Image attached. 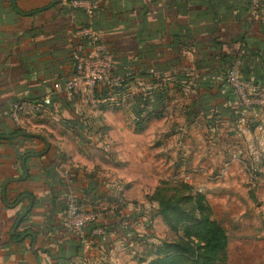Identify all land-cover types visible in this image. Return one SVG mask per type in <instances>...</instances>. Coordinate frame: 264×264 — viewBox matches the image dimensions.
Listing matches in <instances>:
<instances>
[{"label":"crops","instance_id":"0c3cea01","mask_svg":"<svg viewBox=\"0 0 264 264\" xmlns=\"http://www.w3.org/2000/svg\"><path fill=\"white\" fill-rule=\"evenodd\" d=\"M54 2L0 0V135H13L17 127L8 116L13 103L51 98L50 108L21 128L48 140L46 154L34 156L45 148L39 139L0 140V264H144L134 256L138 208L126 201L129 186L158 184L161 149L169 162L165 170L187 166L206 135L232 131L233 151L250 139L264 145V120L254 101L241 103L219 75L238 61L243 80L264 86V6L251 14L249 0ZM90 3L97 5L93 29L114 56V72L134 74L122 109L91 110L78 96L52 92L54 83L72 75L76 58L91 50L76 35ZM206 74L218 76L204 81ZM157 79L164 99L149 95L147 121L138 126L134 96ZM156 111L161 114L154 117ZM102 151L111 156L98 164L93 158ZM173 155L179 157L172 161ZM24 170L26 178L9 183L3 198L4 183ZM67 189L96 210L105 238L80 240L63 230ZM24 232L21 241H11Z\"/></svg>","mask_w":264,"mask_h":264},{"label":"rangeland","instance_id":"374dc122","mask_svg":"<svg viewBox=\"0 0 264 264\" xmlns=\"http://www.w3.org/2000/svg\"><path fill=\"white\" fill-rule=\"evenodd\" d=\"M82 102L91 110L99 105L94 99ZM123 102L124 99L118 100L110 108L122 109ZM255 108L258 109L257 106ZM25 126H30L27 120H23L18 128ZM226 132L213 138H210L211 134L203 136L200 148L191 155L187 165L190 167L164 170L162 165L167 168L169 162L164 159V149H161L160 169L156 172L160 179L158 184L129 186L126 204L135 205L140 216L137 233L141 237L135 240V260L147 262L157 253H164L168 245L177 243L178 236L182 235L178 223L191 216L192 201L189 199L194 200L198 196L195 191L200 190L205 205L211 211V219L222 226L228 237L227 247L217 264H264V145L250 139L244 148L233 151L235 140L230 135L233 132ZM213 142L217 145L214 146ZM179 155H173L170 160H176ZM94 156L93 160L99 164L111 155L102 151ZM184 176L190 177V184L185 183ZM163 182L165 184L161 185ZM156 186L161 189L155 190ZM149 197L154 198L153 203H150ZM158 198L170 202L167 209L172 211L169 222L175 229L158 216L160 209L155 201ZM131 263L134 264H125Z\"/></svg>","mask_w":264,"mask_h":264},{"label":"built area","instance_id":"2783aa9c","mask_svg":"<svg viewBox=\"0 0 264 264\" xmlns=\"http://www.w3.org/2000/svg\"><path fill=\"white\" fill-rule=\"evenodd\" d=\"M263 0H251L250 13L256 14ZM97 10L95 3H90L83 8L86 26L79 28L76 35L83 37L90 47V52L84 56H78L73 64L72 75L62 84L54 83L52 92L55 94L70 95L75 94L81 100L94 99L95 90H107L108 94L116 89L125 90L128 84L130 74L126 76H114L111 72L112 53L100 41L98 34L94 31V17ZM214 79V78H213ZM227 88L241 103H254L257 106V116L264 120V86H258L251 82L244 81L239 73V62L235 61L229 67L225 75ZM115 95V97H117ZM120 96V95H119ZM124 94L119 97L121 101ZM116 99V98H115ZM96 104H105L110 101L113 104L118 101L114 98L96 101ZM51 103L50 96L43 97L38 100H20L13 103L8 111L9 118L19 127L23 120L34 119L43 114ZM184 181L190 184V177L184 176ZM200 193V190H197ZM64 216L61 221L63 230L69 232L83 240L88 234L90 224L98 221V216L89 206L79 204L78 197L71 189L64 193ZM90 235H97L105 238L104 228L98 227L93 229Z\"/></svg>","mask_w":264,"mask_h":264},{"label":"trees","instance_id":"16d2710c","mask_svg":"<svg viewBox=\"0 0 264 264\" xmlns=\"http://www.w3.org/2000/svg\"><path fill=\"white\" fill-rule=\"evenodd\" d=\"M250 4H251V0H249L248 2L246 11L250 10ZM263 6H264V0L261 2L260 8L258 10H260ZM95 17H96V12H95ZM95 17H94V25H95ZM83 26H86V20ZM232 64L233 61H231L228 64L226 68L227 70H224L222 71V73H219V75L223 79L224 86H226V82H225L226 72L228 71L229 67ZM113 65H114V56L112 55V61H111L112 74L114 76H120V77L130 74L129 81L134 80L133 72L131 71H125L123 73L114 72ZM212 76L215 77L218 75L206 74V77L204 76V78H206L204 81L210 80V77ZM161 83L162 82H160L159 79L154 80L152 84H149L148 86V88L150 87L149 90H145L144 92L136 94L134 96V100L136 101L137 114H138L137 116H139L137 118L136 125L138 126L142 125L145 121H147L146 119L148 118V114L146 113V107H147V102L149 100L148 99L149 95H157L156 100L158 99L160 102L163 101L164 94L163 91L161 90L162 89ZM157 84L160 86H158ZM122 90L123 89L120 90L116 89L112 92L111 95L108 94V91L105 89L101 90L100 92H98V90H95L93 98L98 102L110 98H114V100H120L119 97L122 95V93L125 95V91ZM227 90L229 91V94L233 96L232 92L228 88ZM117 94L118 96L115 97V95ZM68 96L70 97L72 96L74 99H78L77 96L75 95L73 96L72 94ZM112 105H114L112 102L106 101L105 104L103 103L98 105V110L105 111L106 109L112 107ZM50 106L51 103L48 108H50ZM160 114L161 112L156 111L154 112L153 116L156 117ZM20 130L22 129L16 127L13 130L12 134H16ZM164 184L165 182L161 183V185ZM184 187L189 189V187L186 185ZM157 189L159 190L161 188H156L155 190ZM195 192H196L195 195H198L195 196L197 198L194 197L193 200V198L190 197L189 199V201L190 200L192 201L191 216L188 219L179 221L178 223L182 228V235L178 236L177 243L168 245L164 253L160 255L157 253V255L154 256V258L148 260L147 262H142V263L144 264H217L219 262L220 257H222L227 247L228 237L222 226L217 221L211 219V211L209 207L205 205L204 197L201 196V193H198L197 191ZM148 200H150V202H153L154 198L150 199L149 197ZM155 201H157L160 209V213H158V216L161 218V220L163 218L169 226L174 228L173 224L169 222V217H171L170 215L172 211L167 210L170 205V202L168 200H164L163 198L155 199ZM78 202L79 204H81L79 199ZM64 209H63L62 218L64 216ZM98 227L103 228V226L100 224H94V223L90 224L87 230L88 234L86 237L90 235L89 234L90 231ZM26 233L27 232H24L22 234L19 233L14 234L13 236H11V241L12 242L21 241L26 236Z\"/></svg>","mask_w":264,"mask_h":264},{"label":"water","instance_id":"95a60500","mask_svg":"<svg viewBox=\"0 0 264 264\" xmlns=\"http://www.w3.org/2000/svg\"><path fill=\"white\" fill-rule=\"evenodd\" d=\"M56 1H57V0H55V2H56ZM55 2H54V3H55ZM19 137L35 138V139H39V140H41V141L44 143V145H45L44 150H43L42 152H40V153L35 154V155H34L35 157H40V156L46 154L47 151H48V149H49L50 144H49L48 140H47L44 136L39 135V134H36V133L29 132V131H25V130H20L19 132H17L16 134H13V135H0V140H10V139H13V138H19ZM24 160H25V157H23L22 160H21V165H22V166L24 165ZM26 175H27V172L24 170V175H23L22 177H20V178H15V179H13V180H8V181H6V182L4 183V185H3V194H2L3 198H4V192H5V188H6V186H7L9 183H12V182H18V181L24 180V179L26 178ZM19 201H20V198L18 199L17 202H19ZM30 202H31V199H30ZM10 207H12V206H10ZM30 208H31V203H30V205H29L25 210H23V211L21 212V214L17 217L16 222H15V225H14V227L12 228V230H11V232H10L11 235L15 232L16 227L19 225L20 221H21V220L23 219V217L27 214V212L30 210ZM29 235H30V236L32 237V239H33V242H32V252L35 254V253H36V249H35V235H34L33 233H29ZM37 264H39V261H38V260H37Z\"/></svg>","mask_w":264,"mask_h":264}]
</instances>
